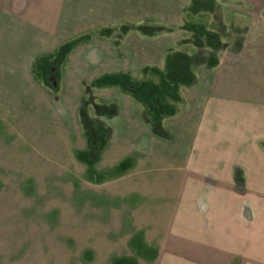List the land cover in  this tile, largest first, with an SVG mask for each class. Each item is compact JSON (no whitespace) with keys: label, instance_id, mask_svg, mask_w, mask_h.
I'll return each instance as SVG.
<instances>
[{"label":"crops","instance_id":"crops-1","mask_svg":"<svg viewBox=\"0 0 264 264\" xmlns=\"http://www.w3.org/2000/svg\"><path fill=\"white\" fill-rule=\"evenodd\" d=\"M144 20L175 43L202 26L213 61L182 83L166 136L149 139L166 168L151 185L132 178L128 220L156 241L154 264H264V0H0V112L47 95L34 64L66 41ZM161 44L132 47L134 59L152 65L160 49L162 60L172 42Z\"/></svg>","mask_w":264,"mask_h":264},{"label":"rangeland","instance_id":"rangeland-1","mask_svg":"<svg viewBox=\"0 0 264 264\" xmlns=\"http://www.w3.org/2000/svg\"><path fill=\"white\" fill-rule=\"evenodd\" d=\"M195 28L183 40L193 53L175 43L176 33L161 36L170 30L144 20L98 27L34 64L47 95L0 112V264L156 262V241L128 220L127 192L133 177L151 185L166 168L149 139L166 136L180 79L192 81L198 63L213 61L202 54L212 35ZM152 40L172 44L162 60L159 49L156 63L139 65L132 47ZM151 93L161 103L151 104Z\"/></svg>","mask_w":264,"mask_h":264},{"label":"trees","instance_id":"trees-1","mask_svg":"<svg viewBox=\"0 0 264 264\" xmlns=\"http://www.w3.org/2000/svg\"><path fill=\"white\" fill-rule=\"evenodd\" d=\"M193 34L195 35V33L193 32ZM196 35H197V33H196ZM209 38H211V37H209ZM185 77H182L181 79H180V82H181V84L183 83V84H187V85H190L191 83H192V81H187V79H184ZM165 87H167L166 85H165ZM145 88H146V86H144V88H143V90H142V92H145ZM164 91H165V89L164 90H161V93L163 94L164 93ZM150 96H149V98H148V100H149V102L152 104V102L153 103H156V101H159V99L157 98V96H155L153 93H151V94H149ZM146 97V96H145ZM178 98V97H177ZM160 102V101H159ZM161 103V102H160ZM169 110V109H168ZM168 113V112H167ZM168 115V114H167Z\"/></svg>","mask_w":264,"mask_h":264}]
</instances>
